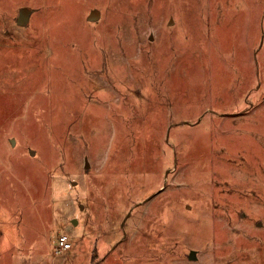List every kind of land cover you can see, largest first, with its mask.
I'll return each mask as SVG.
<instances>
[{
  "label": "rangeland",
  "instance_id": "1",
  "mask_svg": "<svg viewBox=\"0 0 264 264\" xmlns=\"http://www.w3.org/2000/svg\"><path fill=\"white\" fill-rule=\"evenodd\" d=\"M0 264H264V0H0Z\"/></svg>",
  "mask_w": 264,
  "mask_h": 264
},
{
  "label": "water",
  "instance_id": "2",
  "mask_svg": "<svg viewBox=\"0 0 264 264\" xmlns=\"http://www.w3.org/2000/svg\"><path fill=\"white\" fill-rule=\"evenodd\" d=\"M32 13H33V9H31V8H29V7H22V8L19 10L18 18H17V21H16L17 25L22 26V27L27 26V25L29 24L30 17H31V15H32ZM100 14H101L100 10H98V9H93V10H91V12L89 13L87 19H88L89 21H91V22H92V21H97V20L99 19V17H100ZM152 38H153V37L151 36V39H152ZM12 143L14 144L15 141L12 140ZM31 155H35V151H32V152H31ZM86 167H88V161H87V160H86ZM75 184H76V182H73V185H75ZM128 216H129V215H128ZM128 216H127V217H128ZM75 222H76V220H75ZM124 222H125V221H124ZM123 224H124V223H123ZM189 258L192 259V260H196V259H197L196 251L191 250V251H190Z\"/></svg>",
  "mask_w": 264,
  "mask_h": 264
},
{
  "label": "built area",
  "instance_id": "3",
  "mask_svg": "<svg viewBox=\"0 0 264 264\" xmlns=\"http://www.w3.org/2000/svg\"><path fill=\"white\" fill-rule=\"evenodd\" d=\"M57 247L61 252H65L71 249L72 243L70 241V238L67 235H60L57 239Z\"/></svg>",
  "mask_w": 264,
  "mask_h": 264
}]
</instances>
